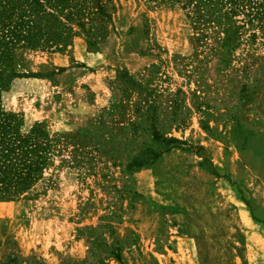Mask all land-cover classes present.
<instances>
[{
	"label": "rangeland",
	"instance_id": "rangeland-1",
	"mask_svg": "<svg viewBox=\"0 0 264 264\" xmlns=\"http://www.w3.org/2000/svg\"><path fill=\"white\" fill-rule=\"evenodd\" d=\"M109 7L92 47L16 52L39 76L14 79L2 109L58 145L0 202V259L14 244L37 264H264V36L195 30L180 4Z\"/></svg>",
	"mask_w": 264,
	"mask_h": 264
},
{
	"label": "trees",
	"instance_id": "trees-1",
	"mask_svg": "<svg viewBox=\"0 0 264 264\" xmlns=\"http://www.w3.org/2000/svg\"><path fill=\"white\" fill-rule=\"evenodd\" d=\"M153 1L180 4L195 30L205 23L218 22L225 33L249 31L250 37H255L254 31H258L264 36V0ZM110 4L111 0H0V202L13 201L35 187L50 167L58 145L42 123L24 130L20 114L2 109L3 94L14 79L39 76L16 72V52L27 48L59 51L80 34L87 36L88 44L94 46V40L106 36ZM153 137L168 148L183 145L157 132ZM133 164L142 165L139 161ZM12 246L0 264H37L34 257L23 258ZM110 256L120 261L117 249H112Z\"/></svg>",
	"mask_w": 264,
	"mask_h": 264
}]
</instances>
